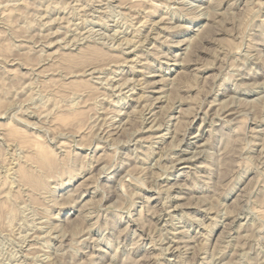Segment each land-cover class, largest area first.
<instances>
[{"label":"rangeland","instance_id":"1","mask_svg":"<svg viewBox=\"0 0 264 264\" xmlns=\"http://www.w3.org/2000/svg\"><path fill=\"white\" fill-rule=\"evenodd\" d=\"M152 1L0 0V264H264V0ZM6 125L64 158L39 203Z\"/></svg>","mask_w":264,"mask_h":264},{"label":"bare ground","instance_id":"2","mask_svg":"<svg viewBox=\"0 0 264 264\" xmlns=\"http://www.w3.org/2000/svg\"><path fill=\"white\" fill-rule=\"evenodd\" d=\"M124 1V0H123ZM134 1V0H133ZM152 1V0H151ZM176 1V0H175ZM183 1V0H182ZM126 2V1H125ZM150 2V1H149ZM153 2V1H152ZM190 2V1H189ZM210 2V1H209ZM121 3V2H120ZM184 3V2H183ZM212 3V2H211ZM107 4V3H106ZM122 4V3H121ZM129 4H130V2H129ZM137 4V3H136ZM141 4V3H140ZM163 4V3H162ZM124 5V4H123ZM122 5V6H123ZM161 5V4H160ZM136 7H140V5H135ZM134 6V7H135ZM232 6V5H231ZM130 7V6H129ZM133 8V7H132ZM182 8V7H181ZM184 8V7H183ZM208 8V7H207ZM136 9V8H135ZM138 9V8H137ZM188 9H190V8H188ZM192 9V8H191ZM209 9V8H208ZM155 10V9H154ZM206 10V9H205ZM132 11V10H131ZM180 11V10H179ZM211 11V10H210ZM176 12V11H175ZM181 12V11H180ZM187 12V11H186ZM197 12V11H196ZM209 12V11H208ZM207 12V13H208ZM214 12H216V11H214ZM148 13V12H147ZM213 13V12H212ZM219 13V12H218ZM185 14V13H184ZM203 14V13H202ZM216 14V13H215ZM210 15H212V14H210ZM164 16V15H163ZM167 16V15H166ZM196 16V15H195ZM206 16V15H205ZM207 16H209V13H208V15ZM198 17V16H197ZM212 17H213V15H212ZM207 18V17H206ZM214 19V17L212 18V20ZM219 19V18H218ZM208 20V19H207ZM100 21V20H99ZM212 22V21H211ZM211 22H209V23H211ZM4 23V22H3ZM96 23V22H95ZM202 23V22H201ZM207 21H205V23L203 22L202 24H201V26H202V29L200 28L201 26H197V28H194L193 30H194V32H195V35L196 36H200V35H202L203 34V36H204V34H207V33H209V32H211V25H212V23L211 24H209V23H207ZM5 24H7V23H5ZM144 24V23H143ZM214 24V23H213ZM216 24V23H215ZM3 26H5V25H3ZM8 26V25H7ZM144 26V25H143ZM213 26V25H212ZM201 29V30H200ZM213 29V28H212ZM201 31L200 33L199 32H197V31ZM3 32V31H2ZM194 32H193V34H194ZM214 32V31H213ZM91 33V32H90ZM3 34V33H2ZM134 34V33H133ZM133 34H131V35H133ZM138 34V33H137ZM79 35V34H78ZM91 35V34H90ZM159 36V35H158ZM196 36H194V37H192L191 38V40H193L194 41V38H196ZM1 37V36H0ZM3 38V37H2ZM124 38H126V37H124ZM187 38H189V37H187ZM200 38H203V37H200ZM1 39V38H0ZM49 39V38H48ZM73 39V38H72ZM128 39V38H127ZM185 39V38H184ZM197 40L199 39L198 37L196 38ZM195 39V43H194V45L197 43L196 40ZM126 40V39H125ZM200 40V39H199ZM94 41V40H93ZM128 41V40H127ZM179 41V40H178ZM190 41V40H189ZM188 41V42H189ZM192 41V42H193ZM50 42V41H49ZM76 42V41H75ZM81 42V41H80ZM129 42V41H128ZM187 42V41H186ZM187 42V43H188ZM51 43V42H50ZM49 43V44H50ZM98 43V42H97ZM179 43V42H178ZM191 43V42H190ZM5 44V43H4ZM125 44V43H124ZM192 44V43H191ZM190 44V45H191ZM0 45H2V44H0ZM46 45V44H45ZM89 45V44H88ZM87 45V46H88ZM189 45V46H190ZM65 46V45H64ZM91 46V45H90ZM89 46V47H90ZM94 46V45H93ZM96 46V45H95ZM99 46V45H98ZM5 47V46H4ZM73 47V46H72ZM89 47H86V48H88V49H81L82 51H80V52H78L77 54H70V52L68 53H66V52H63V53H59V52H56L55 54H53L52 55V58H54V59H56V63L57 64H61L62 65V67L63 68H60L62 71L63 70H65L64 72L67 74V77H68V74H70V73H74L73 71H75V72H77L75 69L76 68H78L79 70H83V69H87L88 67H92L91 65H90V63L91 62H93V61H96V59H101V57H102V55H105V53H103V52H101L100 50V46L98 47V48H96V47H92V48H89ZM191 47V46H190ZM19 48V47H18ZM78 48V47H77ZM1 49V48H0ZM186 49L187 48H185V51H186ZM189 49V48H188ZM12 51V50H11ZM78 51V50H77ZM103 51H104V49H103ZM107 51V50H106ZM105 51V52H106ZM28 52V51H27ZM110 52V51H109ZM108 51L106 52V53H109ZM118 52V51H117ZM178 52V51H177ZM112 54V53H111ZM116 54V53H115ZM118 54V53H117ZM113 55H114V53H113ZM113 55H111L112 57H113ZM47 56V55H46ZM51 56V55H50ZM108 55H106V58H109L110 59V56L109 57H107ZM115 56V55H114ZM121 56V55H120ZM166 56V55H165ZM167 56H169V55H167ZM166 56V57H167ZM256 56V55H255ZM48 57H49V55H48ZM112 57H111V59H112ZM115 57H117V56H115ZM47 58V57H46ZM104 58H105V56H103V61H104ZM138 58V57H137ZM140 58V57H139ZM138 58V59H139ZM169 58V57H168ZM257 58V57H256ZM45 59V58H44ZM48 59V58H47ZM53 59V60H54ZM113 59H114V57H113ZM112 59V60H113ZM117 59V58H116ZM123 59V58H122ZM133 59V58H132ZM182 59H184V58H182ZM91 60H93V61H91ZM119 60V59H118ZM98 61V60H97ZM102 60L100 61V62H103ZM109 61V60H108ZM177 61V60H176ZM14 62V61H13ZM99 62V61H98ZM105 62V61H104ZM111 62V61H110ZM117 62V61H116ZM115 62V63H116ZM122 62V61H121ZM168 62V61H167ZM182 62H184V61H182ZM20 63V62H19ZM96 63V62H95ZM94 63V64H95ZM119 63V62H118ZM38 64V63H37ZM52 64H55V63H52ZM100 64V63H99ZM105 64V63H104ZM117 64V63H116ZM140 64V63H139ZM50 65V64H49ZM106 65H108L107 63H106ZM147 65H149V64H147ZM5 66V65H4ZM18 66V65H17ZM28 66V65H27ZM36 66H38V65H36ZM51 66V65H50ZM49 66V67H50ZM135 66V65H134ZM99 67H100V65H99ZM98 67V68H99ZM32 68V67H31ZM39 68V67H38ZM75 68V69H74ZM101 68V67H100ZM103 68V67H102ZM182 68V67H181ZM8 69V68H7ZM16 69H17V67H16ZM73 69V70H72ZM77 69V70H78ZM85 69V70H86ZM134 69V68H133ZM10 70H12V69H10ZM14 71H13V73L15 72V69H13ZM31 70V69H30ZM39 70V69H38ZM52 70V72H50V73H53V71H56V70H58V69H49V68H43V70L41 71V70H39V74L43 77L44 76V72H48V71H51ZM84 70V71H85ZM89 70V69H88ZM5 71H6V68H5ZM8 71V70H7ZM4 72V71H3ZM9 72V71H8ZM7 72V73H8ZM80 72H82V71H80ZM128 72V71H127ZM181 72V71H180ZM0 73H1V71H0ZM12 73V74H13ZM49 73V72H48ZM58 73V72H57ZM64 73V74H65ZM78 73H79V71H78ZM77 73V74H78ZM2 74V73H1ZM11 74V75H12ZM65 74V75H66ZM155 74V73H154ZM5 75V74H4ZM4 75H3V77H4ZM7 75V74H6ZM24 75V74H23ZM26 75V74H25ZM175 74H173L172 76H174ZM195 74H193V76H194ZM70 76H71V74H70ZM121 76V75H120ZM163 76V75H162ZM196 76V75H195ZM0 77H2V75L0 76ZM19 77V76H18ZM25 77V76H24ZM27 77V76H26ZM28 77H29V75H28ZM51 77H53L52 75H51ZM73 77V76H72ZM179 77V76H178ZM177 77V78H178ZM54 78H55V76H54ZM57 78V77H56ZM60 78V77H59ZM77 78V77H76ZM80 78V77H79ZM90 78V77H89ZM89 78H87V79H89ZM124 78V77H123ZM131 78V77H130ZM180 78V77H179ZM44 79V78H43ZM63 79V78H62ZM65 79V78H64ZM63 79V80H64ZM69 79V78H68ZM87 79H85L84 78V80L82 81V79L81 80H77V81H63V80H60L61 82H58V83H55V82H57V81H53V82H51V83H49V81H48V85H50V86H56L57 88H58V92L59 91H68V88H70L71 86H73V85H75V84H81V85H83V83L85 84H87ZM126 79V78H125ZM124 79V80H125ZM159 79H161V77H159ZM176 79V78H175ZM45 80V79H44ZM44 80H42L43 82H44ZM72 80H74V79H72ZM108 80V79H107ZM123 80V81H124ZM132 80V79H131ZM178 81H179V79H177ZM29 81V80H28ZM51 81H52V79H51ZM63 81V82H62ZM160 81V80H159ZM158 81V82H159ZM176 81V80H175ZM174 81V82H175ZM178 81H176V82H178ZM33 82V81H32ZM45 82H46V80H45ZM117 82V81H116ZM167 82V81H166ZM165 82V83H166ZM25 83V82H24ZM27 83V82H26ZM31 83V82H30ZM88 83H90L89 81H88ZM126 83V82H125ZM149 83V82H148ZM151 83L153 84V82L151 81ZM23 84V83H22ZM41 84H42V82H41ZM133 84V83H132ZM158 84V83H157ZM171 84V83H170ZM24 85V84H23ZM89 85V84H88ZM114 85V84H113ZM135 85V84H134ZM141 85V84H140ZM92 86H94V85H92ZM97 86V85H96ZM130 86H131V84H130ZM138 86V85H137ZM247 86V85H246ZM249 86V85H248ZM259 86V85H258ZM84 87H86V86H84ZM89 87H91V85L89 86ZM175 86H172V88H174ZM92 88V87H91ZM95 88V87H94ZM162 88V87H161ZM87 89V88H86ZM90 89V88H89ZM98 89V88H97ZM174 89H176V88H174ZM91 90V89H90ZM96 90V89H95ZM94 90V91H95ZM159 90V89H158ZM87 91H88V89H87ZM53 92V91H52ZM52 92H50L51 94H52ZM90 92V91H89ZM88 92V93H89ZM93 92V91H92ZM145 92V91H144ZM161 92V91H160ZM68 93H70V92H68ZM72 93V92H71ZM119 93V92H118ZM127 93V92H126ZM169 93V92H168ZM56 93L54 92L53 94H52V96L54 97V96H56L55 95ZM74 94V93H73ZM106 94V93H105ZM138 94V93H137ZM164 94V93H163ZM75 95V94H74ZM49 96H50V94H49ZM51 96V97H52ZM73 96V95H72ZM88 96V95H87ZM138 96V95H137ZM141 95H139V98H141L140 97ZM169 96V95H168ZM261 96V95H260ZM259 96V97H260ZM263 96V95H262ZM81 97V96H80ZM158 97V96H157ZM166 97V96H165ZM257 97V96H256ZM258 97V98H259ZM49 98V97H48ZM156 98V97H155ZM168 98V97H167ZM244 98V97H243ZM254 98V97H253ZM51 99H53L54 100V98H50L49 100H47V101H50ZM88 99V98H87ZM87 99H85V100H83V101H86ZM90 99V98H89ZM92 99V98H91ZM90 99V100H91ZM67 100V99H66ZM65 101V100H64ZM69 101V100H68ZM68 101H67V103H68ZM73 101V100H72ZM146 101V100H145ZM153 101V100H152ZM252 101H253V99H252ZM255 101H256V99H255ZM66 102V101H65ZM136 102H138V101H136ZM154 102V101H153ZM1 104H2V102H0ZM51 103V102H50ZM115 103V102H114ZM251 103V102H250ZM49 104V103H48ZM51 104H53V103H51ZM50 104V105H51ZM65 104V103H64ZM68 104H72V102L70 101V103H68ZM151 104V103H150ZM54 107H55V105H59V104H56V102H54ZM62 105V104H61ZM75 105V104H74ZM73 105V106H74ZM92 105H93V103H92ZM95 105V104H94ZM65 106H66V104H65ZM73 106H71V107H69V108H72ZM82 106H84V105H82ZM135 106V105H134ZM230 106V105H229ZM57 107H59V106H57ZM64 107V105L62 106V107H59V108H62V109H66V108H63ZM75 107V106H74ZM143 107V106H142ZM225 107V106H224ZM52 107H50V109H51ZM56 108V107H55ZM135 108V107H134ZM148 108V107H147ZM54 109V108H53ZM53 109H51V110H53ZM73 109V108H72ZM75 109V110H74ZM73 110H71L70 109V111H72V112H70V111H68L67 113L68 114H66V115H63V116H61L60 118H59V120L62 122V123H64L65 124V122L66 121H68V120H78L79 118H80V116L82 115V113H84V115H85V111H81V109L80 110H78V109H76V108H74ZM143 109V108H142ZM55 110V109H54ZM58 110V109H57ZM105 110V109H104ZM218 110V109H217ZM64 111V110H63ZM87 111V110H86ZM103 111V110H102ZM114 111V110H113ZM118 111H119V109H118ZM132 112H133V110H131ZM48 111H46V113H47ZM153 112V111H152ZM233 112H234V110H233ZM107 113V112H106ZM209 113V112H208ZM231 113V112H230ZM49 114V113H48ZM65 114V113H64ZM133 114V113H132ZM227 114V113H226ZM42 115V114H41ZM235 115V114H234ZM176 116V115H175ZM82 118H84L85 116H81ZM202 118V117H201ZM220 119V118H219ZM82 120V122H83V119H81ZM226 120V119H225ZM79 121H80V119H79ZM126 121V120H125ZM72 122V121H71ZM78 122V121H77ZM96 122V121H95ZM152 122V121H151ZM174 122V121H173ZM232 122V121H231ZM67 123V122H66ZM70 123V122H69ZM123 123V122H122ZM127 123V122H126ZM178 123H180V122H178ZM224 123V122H223ZM95 124V123H94ZM174 124V123H173ZM2 125V124H1ZM9 125V124H8ZM66 125H68V124H66ZM151 125V124H150ZM4 125H2V127H3ZM96 126V125H95ZM110 126V125H109ZM174 126V125H173ZM1 127V128H2ZM6 127H8L7 125L4 127V128H6ZM108 127V126H107ZM121 127V126H120ZM177 127V126H176ZM175 127V128H176ZM123 128V127H122ZM151 129H153V128H151ZM6 131L4 132V131H2V132H4V135L7 137L6 139H8L7 140V142L8 141H10V143H12V142H14V141H16V140H18V142H20L21 144L20 145H24V146H22L23 148L22 149H24L26 152H22V153H24L25 155L24 156H22L21 155V157H23L24 158V160L22 161V163L21 164H18V163H20V162H15L16 164H18V166L16 165V169H14V172L16 173L15 175H17L18 177H16V178H18V179H20V180H18V181H20V183L21 184H23V185H25V187H26V185H28L29 187H30V189L32 190V197L34 198V202L33 203H35V202H38L39 203V199L40 198H42V197H39V195H38V191L40 192V191H46V189H48V187H50L48 184H47V180L49 179V177L51 176V174H50V171L52 172V170H53V172H54V170H56L57 171V169H58V167H59V165H60V161L59 160H61V159H58L57 158V154L54 152V150H52L51 148H48L46 145H42L41 143L40 144H38V143H36V142H32L31 144H26L25 142V139H24V135H23V132L20 130V129H18V127L16 128V127H13V126H9L7 129H5ZM157 130V129H156ZM112 131V130H111ZM115 132V131H114ZM120 132H121V130H120ZM109 133H111V132H109ZM258 133V132H257ZM1 135V134H0ZM194 135V134H193ZM152 136V135H151ZM154 136V135H153ZM152 136V137H153ZM147 137V136H146ZM4 138V137H3ZM150 138V137H149ZM145 140H146V138H145ZM17 142V141H16ZM15 142V143H16ZM164 143V142H163ZM171 143V142H170ZM205 143V142H204ZM19 145V144H18ZM17 145V146H18ZM63 145V144H62ZM98 146V145H97ZM161 149V148H160ZM147 150V149H146ZM93 152V151H92ZM65 154V153H64ZM148 154V153H147ZM108 155V154H107ZM59 156V155H58ZM112 156V155H111ZM105 157V156H104ZM103 157V158H104ZM68 158V157H67ZM106 158V157H105ZM93 159V158H92ZM176 159V158H175ZM15 160V159H14ZM63 160H64V158H63ZM67 160V159H66ZM99 160H100V158H99ZM63 161H61V163H62ZM105 163V162H104ZM10 164V163H9ZM13 165H15V164H13ZM90 165V164H89ZM11 166V165H10ZM63 166V165H62ZM102 166V165H101ZM64 167V166H63ZM104 167V166H103ZM8 169H10V167L8 168ZM13 169V168H12ZM11 169V170H12ZM91 169V168H90ZM89 169V170H90ZM103 169V168H102ZM10 170V171H11ZM68 170V169H67ZM101 170V169H100ZM104 170V169H103ZM9 171V172H10ZM55 171V172H56ZM60 170H58V172H59ZM69 171V170H68ZM7 172H8V170H7ZM54 172V173H55ZM57 172V173H58ZM70 172V171H69ZM72 172H75L74 171V169H72V171H71V173ZM99 172V171H98ZM126 172V171H125ZM48 173H49V175H48ZM54 173H52V174H54ZM66 173V172H65ZM76 173V172H75ZM10 174V173H9ZM59 174V173H58ZM67 174H69V173H67ZM95 174V173H94ZM55 175V174H54ZM61 175H63V173L61 174ZM90 175V174H89ZM98 175H100V173L98 174ZM6 176V175H5ZM4 176V177H5ZM9 175H7V177H8ZM12 176H14V175H12ZM47 176H49V177H47ZM56 176V175H55ZM59 176H60V174H59ZM59 176H56V177H59ZM3 177V178H4ZM69 177V176H68ZM73 177V176H72ZM98 177V176H97ZM6 178V177H5ZM13 178H15V176L14 177H12V179ZM48 178V179H47ZM50 179H51V177H50ZM52 179H55L54 177H52ZM68 179H70V178H68ZM88 179V178H87ZM9 180H11V176H10V178H9ZM84 180V179H83ZM17 181V182H18ZM4 182L6 183V182H8V179H5L4 180ZM11 182V181H10ZM4 183V184H5ZM11 184V183H10ZM10 184L8 185V186H10ZM16 184H19V182L18 183H16ZM87 184H89V183H87ZM168 184V183H167ZM22 185V186H23ZM68 185V184H67ZM27 186V188H29ZM51 186H53V185H51ZM104 186V185H103ZM17 187V186H16ZM102 187V186H101ZM172 187V186H171ZM19 188H21V189H23L22 187H19ZM10 189H12V188H10ZM10 189H7V190H10ZM64 189H65V187H64ZM96 189H98V188H96ZM15 189H13V191H14ZM16 190H17V188H16ZM27 190V189H26ZM1 191V190H0ZM4 191H6V190H4ZM30 190H28L27 192H29ZM48 191V190H47ZM8 192H10V191H8ZM12 192V191H11ZM10 192V193H11ZM16 193H17V191H15ZM21 192L22 191H20V193H19V195H17L16 193H14L15 195H17L16 196V198L15 199H17V198H19V197H22L23 195H21ZM25 192V191H24ZM27 192H26V194H27ZM112 192V191H111ZM6 193V192H5ZM4 193V194H5ZM9 193V194H10ZM41 193V192H40ZM46 193V192H45ZM67 193H68V191H67ZM69 193H70V191H69ZM68 193V195L70 196V194ZM7 194V193H6ZM14 194H12V196L14 195ZM47 194H48V192H47ZM52 194V193H51ZM66 194V193H65ZM0 195H2V192H1V194ZM44 195V194H43ZM67 195V194H66ZM6 196V195H5ZM5 196L3 195V197L2 198H5ZM26 196V195H25ZM27 196H28V194H27ZM29 196H30V194H29ZM40 196H42V195H40ZM53 196V195H52ZM55 196V195H54ZM68 196V197H69ZM8 197V196H7ZM10 197H11V195H10ZM10 197H8V198H10ZM14 197V196H13ZM35 197H39V199L38 198H35ZM50 197V196H49ZM65 197V196H64ZM12 198V197H11ZM70 198V197H69ZM89 198V197H88ZM175 198V197H174ZM179 198V197H178ZM14 199V198H13ZM12 199V200H13ZM14 199V200H15ZM47 199V198H46ZM53 199H54V197H53ZM56 199V198H55ZM54 199V200H55ZM68 199V198H67ZM71 199V198H70ZM146 199V198H145ZM149 199V198H148ZM3 200V202H4V199H2ZM11 200V199H10ZM9 200V201H10ZM30 200H32L31 198H30ZM39 200V201H38ZM44 201V200H43ZM147 201V200H146ZM3 202H1V204L3 205ZM14 202V201H13ZM69 202V201H68ZM5 203V202H4ZM82 203V202H81ZM84 203V202H83ZM146 203V202H145ZM2 205H1V207H2ZM8 205V204H7ZM36 205H38V204H36ZM42 205V204H41ZM74 205V204H73ZM4 206V205H3ZM87 207V206H86ZM10 208H12L13 209V207H10ZM1 209V208H0ZM202 209V208H201ZM86 210H88V209H86ZM91 210V209H90ZM151 210V209H150ZM80 212V211H79ZM85 214V213H84ZM128 214V213H127ZM85 215H87V214H85ZM141 215V214H140ZM171 215V214H170ZM197 219V218H196ZM195 220V219H194ZM136 223V222H135ZM167 224V223H166ZM202 224V223H201ZM92 225V224H91ZM90 225V226H91ZM94 226V225H93ZM49 229H50V227H49ZM179 229V228H178ZM90 232V231H89ZM133 232V231H132ZM141 232V231H140ZM174 237V236H173ZM144 238V237H143ZM179 238V237H178ZM183 238V237H182ZM175 240V239H174ZM61 246V245H60ZM176 246V245H175ZM174 246V247H175ZM178 246V245H177ZM177 250V249H176ZM168 251V250H167ZM93 256V255H92ZM91 256V257H92ZM205 259V258H204ZM93 264V263H92Z\"/></svg>","mask_w":264,"mask_h":264}]
</instances>
